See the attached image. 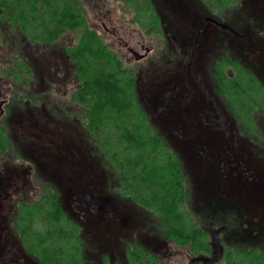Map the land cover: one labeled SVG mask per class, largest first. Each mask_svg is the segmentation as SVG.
I'll list each match as a JSON object with an SVG mask.
<instances>
[{
	"label": "rangeland",
	"instance_id": "rangeland-1",
	"mask_svg": "<svg viewBox=\"0 0 264 264\" xmlns=\"http://www.w3.org/2000/svg\"><path fill=\"white\" fill-rule=\"evenodd\" d=\"M154 2L162 24L158 32L139 28L114 0H85V5L90 26L136 73V93L184 163L191 206L198 213L208 207L215 216L221 212L234 217L239 223L234 226L236 234L263 245L264 0H241L229 19L214 17L246 36L240 38L204 24L209 15L200 0ZM3 35L0 60L19 55L29 60L35 73L25 86L5 74L0 76V100L10 97L3 121L19 136L18 155H11L9 164L0 161V255L14 264H37L21 253L3 220L10 216L9 202L15 201V192L24 191L28 200L38 201L53 188L82 231L86 264H116L130 242L142 243L163 264H190L182 246L154 233L148 214L110 190L111 175L94 149L89 129L85 133L82 123L64 122L54 106L55 98L45 94L52 83L67 77L61 55L65 47L58 43L11 50L4 46ZM146 49H151L146 61L139 62L130 53L135 50L144 55ZM224 55L239 62L221 66ZM216 60L219 66L213 81L210 71ZM249 76L253 88L246 79ZM25 93H32V99ZM39 229L34 227L35 232ZM219 234L223 243L226 236ZM70 248H66L68 253L56 248L53 252L59 257L70 254ZM220 251L217 247L207 257L211 263L199 264H217Z\"/></svg>",
	"mask_w": 264,
	"mask_h": 264
},
{
	"label": "trees",
	"instance_id": "trees-1",
	"mask_svg": "<svg viewBox=\"0 0 264 264\" xmlns=\"http://www.w3.org/2000/svg\"><path fill=\"white\" fill-rule=\"evenodd\" d=\"M114 1L129 13L139 28L161 30V17L154 0ZM200 1L219 20L229 19L230 11L241 2ZM88 17L85 0H0V33L5 34L7 49L19 50L26 45L45 47L63 37L72 39L73 45L71 41L66 43L67 51L80 82L77 100L85 110L81 109L75 116L89 129L94 149L111 175L110 190L153 216L154 233L179 244L198 262L206 260L219 247L214 243V232L220 230L226 240L220 242L224 250L217 264H264V244L254 245L253 240L247 242L241 234H236L234 226L239 223L234 217L221 212L215 216L214 210L208 207L198 213L191 206L188 171L165 140L141 95L136 93V73L90 26ZM225 55L221 66L227 62L236 65L237 59ZM20 59L19 55H13L9 71L2 70L1 74L25 86L34 72ZM214 65L219 66L217 60ZM240 70L246 72L243 68ZM219 78L223 80V75ZM246 79L251 88L255 87L250 76ZM16 137L0 118V159L6 164L10 163L11 155H18ZM15 212L10 229L23 250L29 253L27 256L37 264H86L82 231L65 211L55 189L50 188L38 201L32 200V204L19 203ZM35 226L39 231H34ZM29 235L36 236V240ZM68 246L72 247L70 254L56 257L55 248L67 252ZM127 252L128 262L122 264H163L157 254L141 243L130 242ZM3 255H0V264H14Z\"/></svg>",
	"mask_w": 264,
	"mask_h": 264
},
{
	"label": "flooded vegetation",
	"instance_id": "flooded-vegetation-1",
	"mask_svg": "<svg viewBox=\"0 0 264 264\" xmlns=\"http://www.w3.org/2000/svg\"><path fill=\"white\" fill-rule=\"evenodd\" d=\"M207 14L209 15L207 18H214V16H212L208 12H207ZM206 19L204 21V24H208V23L209 24H213L211 22H206ZM202 27H204V26L202 25ZM216 28H218V27L216 26ZM219 30H221V29H219ZM222 32H224V31H222ZM224 33L230 34V33H227V32H224ZM230 35H232V34H230ZM244 36L245 35H241L240 37H244ZM71 40L72 39H70V37H63L62 39H60L59 42L56 43V44L59 43V45H62V46L65 47V51H61V55L64 56L66 69L63 72H65L67 74L66 75L67 77H65L64 79H61L60 81L52 83L50 85L51 89L48 91V93H45V94H47L48 98H50V99H54L55 98V102L54 103H56L57 105H54V106L57 109V111H59V113L63 115L62 116V115L59 114L60 116H62L64 118V122H69V123H73V124L75 123V124L81 125V121L79 120L78 117L75 116L77 113L80 114L81 109H83L82 106L80 105V103L77 101V92L81 89V87H80V82H79V80H78V78L76 76V66H75L74 61L72 60L71 56H69V54H68V51H67L68 47H67V44H66L67 41H71ZM71 43H72L71 45H73V41H71ZM62 46L60 48H62ZM130 53L135 57V59L137 61L142 62L144 60L145 61L148 60V57L151 54V49H146V51H145L146 54H144V55H141L139 52H137L135 50H131ZM39 60H41V59H37V61H39ZM212 60H214V58ZM20 61L25 63V64H28L29 60L20 59ZM9 63H10L9 59H3L2 61L0 60V76H1V71L2 70L4 71V73H7L9 71V68H8V64ZM32 63H33V60H32ZM35 64H37L36 61H35ZM34 73H35V69H34ZM214 73H215V65L213 63V69L210 71V74H211L210 77H211V79L213 81H214ZM215 83H217V79L215 80ZM64 89H66L64 91V93H60L59 92L60 90H64ZM25 95H27V97H30L32 99V96H31L32 93H25ZM19 97L22 99V95L19 96ZM15 98H17V97H15ZM15 98H12V102H17V101L21 102V99L17 100ZM24 98L22 100L23 101H27V99H24ZM9 102H10V97H8L7 99H4V100H0V118H4V112H5L4 108L6 106H8ZM67 106H70V109H68ZM83 130L86 133L84 125H83ZM17 138H19L18 135H17L16 139ZM18 141H19V139H18ZM0 161H4V160L0 159ZM23 194L25 195V192L24 191L21 192V190L14 193V196L16 198L15 201L11 202V199H10L11 203L9 202L10 211H11L10 216H8L6 218V222H4V220H3V224H5V226L8 228V233H9L10 237L13 238L14 241H17V239H16V237H14V235L12 233V230L10 229V224L12 223V217L15 216V214H16L15 210L18 211V207L17 206H19V203H22L24 205L25 204H32V200H28L27 197H25ZM12 211H13V213H12ZM145 213L148 214L147 212H145ZM148 215H149L150 220L152 221L151 224L152 223L154 224V220L151 218V215L150 214H148ZM153 229H154V227H153ZM217 232H218V235H220L219 234L220 230H216L214 232V234L217 233ZM137 243H139V242H137ZM18 244H19L18 247L20 248L21 253L24 256H27V254H29V253H27V251L23 250V248L20 245V243H18ZM86 250H88L87 247H86ZM87 252L88 251H86V253ZM124 253H125V256L123 258H119L117 262H121V264L128 262V260H127L128 252L124 251ZM189 258L191 260L190 264H199L200 263L196 259L190 257V255H189ZM203 261H206L207 263H211V261L208 260V259L203 260Z\"/></svg>",
	"mask_w": 264,
	"mask_h": 264
},
{
	"label": "water",
	"instance_id": "water-1",
	"mask_svg": "<svg viewBox=\"0 0 264 264\" xmlns=\"http://www.w3.org/2000/svg\"><path fill=\"white\" fill-rule=\"evenodd\" d=\"M206 22L213 23L214 25H216L222 31L227 32V33H230L233 36H236V37H240L241 36V34H239L238 32H236L229 25L224 24V23H221L220 21H218V20H216L214 18H207L206 19ZM214 243L221 248L220 254L218 256V259H219L220 256L223 254V247H222V245L220 243V240H219V237H218V232L214 234ZM216 261H217V259H216Z\"/></svg>",
	"mask_w": 264,
	"mask_h": 264
}]
</instances>
